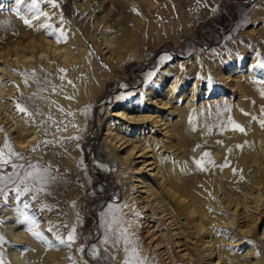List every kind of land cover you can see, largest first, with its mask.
<instances>
[{"label": "rangeland", "instance_id": "1", "mask_svg": "<svg viewBox=\"0 0 264 264\" xmlns=\"http://www.w3.org/2000/svg\"><path fill=\"white\" fill-rule=\"evenodd\" d=\"M30 3L0 0V154L10 161L0 175L12 173L11 163L22 166L19 173L33 171L30 163L47 183L35 200L29 195L17 203L14 192L6 201L0 196L4 264H123L125 242L114 244L106 224L128 229L135 249L146 251L144 234L120 212L132 177L150 181L151 170L139 169L145 155L130 157L122 169L112 155L121 150L104 146L106 120L130 130L127 137L138 134L139 124L113 116L121 108L161 118L166 133L148 122L150 131L136 139L147 142L153 134L157 164L180 170L196 203L218 219L209 230L221 238L225 264H264V69L253 68L264 60V0H54V7L41 0L48 16L40 19H33ZM63 33L72 55L79 57L81 47L89 55L86 68L108 75L83 99L79 114L70 94L60 98L49 85L57 56L32 57L28 66L21 59L47 51L48 44L63 46ZM174 124L183 131L177 150ZM15 129L33 136L26 147L13 146ZM5 140L18 157L8 155ZM12 188L9 183L4 190ZM21 212L36 218L32 232L43 239L28 231ZM8 226L22 232L21 239L11 237ZM73 229L71 247L60 244ZM187 248L194 254L189 264H208L200 241L190 240ZM140 260L160 263L156 256Z\"/></svg>", "mask_w": 264, "mask_h": 264}, {"label": "bare ground", "instance_id": "2", "mask_svg": "<svg viewBox=\"0 0 264 264\" xmlns=\"http://www.w3.org/2000/svg\"><path fill=\"white\" fill-rule=\"evenodd\" d=\"M103 35V42L109 45V41ZM63 46L56 44H48L47 51L39 52L34 54V56L27 57L26 55L21 56V59L25 65H31L32 57H43L47 53H52V57L58 58V63L56 72L52 73L55 75L54 80L49 85H53L56 92L55 94L63 98L66 94L71 95V108H74L75 113L79 114V107L85 97H90L99 91L101 82L107 76L99 77L97 70H90L86 68L89 65V56L84 53L81 47L79 49V57L72 55L68 44L71 41L70 38L66 37L65 33L62 34ZM0 57H4L0 54ZM48 55L43 60H47ZM94 62L91 63L93 67ZM62 70V71H61ZM84 74V75H83ZM2 94H0L1 96ZM49 101H45V105L49 104ZM46 109L45 113L47 114ZM6 116V115H5ZM115 118L126 120L131 124H139L137 128L138 134L134 137H127L130 133L127 128H121L120 124L118 127L112 121H105V127L103 128V140L105 142V147H113L114 149H119L121 152H112L114 159L117 164L124 169L126 161L129 162L131 158H141L145 155V159L141 160L142 168L140 170H151L149 176L150 181H146L139 176H133L132 182L133 190L127 193L126 203L124 208L121 209V218H126L128 221H132L131 225L137 229L141 230L144 234V239L146 241L141 242L142 249L137 252L139 257L144 259L148 255V259L156 256L158 257L159 264H189L193 261L194 254L191 249L187 248L188 242L195 239L200 241L203 248L201 249L204 253L202 257L207 259L208 264H225L226 258L220 254L221 249L218 248V244L221 242V238L216 237L215 234L210 233L209 226L218 222L215 215L210 216L205 212V206L196 203V196L193 191L184 186L186 183L182 181L183 175H180V170L172 167L157 164V155L155 149L160 151V147L157 148L156 138L153 134H147L149 140L146 142L138 138L140 132L150 131L149 124L152 127H157L159 131L166 133L165 127L162 126L161 118L154 115H144L136 114L132 112H125L123 109L116 110L113 113ZM8 119L9 116H7ZM75 118V114L70 117ZM61 119V118H60ZM63 121H68L69 119L63 118ZM12 122V120H10ZM149 122V124H147ZM14 122L12 123L13 126ZM140 128H143L142 130ZM146 129V130H145ZM173 135L179 137V143L172 144L176 147L177 144L180 148V142L182 138V130L177 124L173 125L171 129ZM16 136H12L13 146L17 148L26 147L29 139L33 136L27 137V134H20L17 129H15ZM33 139V138H32ZM183 141V140H182ZM243 156L238 159V163L243 167L246 166ZM131 171H137L138 168L130 167ZM138 169V170H139ZM180 178V181L178 182ZM132 194V195H131ZM187 199V201H185ZM138 222L136 223V218ZM182 219L184 220V225L180 223ZM222 218V216H220ZM222 220V219H221ZM134 221V222H133ZM14 226H8V233L11 237L21 239L22 232H18L13 228ZM209 230V231H207ZM187 236V237H186ZM144 247V248H143ZM131 251V249L129 250ZM149 251L151 253H149ZM178 253V261L175 257V253ZM205 252L208 253L207 258H205Z\"/></svg>", "mask_w": 264, "mask_h": 264}, {"label": "snow or ice", "instance_id": "3", "mask_svg": "<svg viewBox=\"0 0 264 264\" xmlns=\"http://www.w3.org/2000/svg\"><path fill=\"white\" fill-rule=\"evenodd\" d=\"M22 2V0H17V3ZM48 3L52 4V6H55L54 0H47ZM41 0H31V3L28 5V11L33 13V19H40L41 17H47L48 14L44 13L41 8H40ZM2 7V5H0ZM24 23L26 25L30 26V21L25 19ZM58 42H60L58 40ZM254 70L255 68H260L264 69V60H259L257 61V64L253 66ZM62 71V70H61ZM35 75V73H33ZM261 95H264V92L261 93ZM16 110L20 113H27V108L25 106H21L20 104H17ZM264 111V110H262ZM261 125L264 126V121H261ZM235 130L239 131H244L242 128H237ZM4 148L8 149V155H16L17 157L19 154H14L11 149L9 148V145L7 143V140L4 142ZM35 151V148L32 149ZM207 155V154H205ZM10 164L9 159H5L3 154H0V172L3 171L4 168L8 167ZM199 166V165H198ZM12 167V173L9 174H4L0 175V183L3 184V188H0V196L4 198V200H7L8 195L14 192L15 194V199L17 203H20L21 197L24 196H31L33 200L36 199L37 195L43 191V184L47 183L46 175L42 174L41 171L37 170L36 165H32L29 163L28 168L33 169V171H24L23 173L17 172V169L22 167L20 165H17L15 163H11ZM44 173H46V170H44ZM54 179V177H53ZM11 183L13 185L12 189H9L8 192H5V188L8 187V184ZM24 209L29 208L28 203L23 204ZM21 216L23 218V221L29 222L31 225L28 228V231L32 232V228L38 226V221L36 220L35 217H29L26 213L21 212ZM118 227H119V222H117ZM58 227V226H57ZM105 228L107 231H112L114 235V244H119L120 240L123 239L125 242V253L126 257L123 261V264H143V262L139 258V254L137 250L134 247V241H132L131 237L128 234V229L119 227V231L113 230L108 228V225H105ZM32 234L37 238V239H43L41 233L39 232H32ZM74 229L73 231H70L68 233L67 239L65 240L64 238H59V243L64 244L68 247H71V244L74 242ZM3 238L0 237V241H2ZM107 241H105L106 243ZM129 249L131 251L129 252ZM0 264H4L3 259H0Z\"/></svg>", "mask_w": 264, "mask_h": 264}]
</instances>
